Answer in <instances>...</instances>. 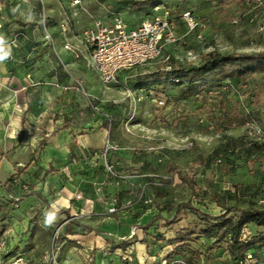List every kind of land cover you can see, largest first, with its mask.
<instances>
[{
  "label": "rangeland",
  "instance_id": "1",
  "mask_svg": "<svg viewBox=\"0 0 264 264\" xmlns=\"http://www.w3.org/2000/svg\"><path fill=\"white\" fill-rule=\"evenodd\" d=\"M0 1V29L6 28L10 32L6 43L7 69L0 77V90L8 89L9 93H13L16 89L12 78L18 73L12 66L16 58L13 49L19 45L18 32L25 29L22 39L26 45L41 43V38L36 40L35 36L43 37L45 41L41 18L44 15L43 3L46 10L47 1H50L56 12L57 21L46 12L49 21L53 19V22H48L47 18L48 27L51 23L58 25L59 10L57 0H19L15 5L9 4V0ZM135 1L141 0H82L83 7L70 6L67 2L64 4L73 28L80 33L90 26L94 18L110 23L112 13H120L130 25H137L154 15L153 6L135 7ZM151 1L157 4L161 2L177 18L184 11L192 10L202 24L190 33L186 24L179 21L176 40L164 46V56L158 61L169 54L184 62H198L204 53L213 49L222 52L264 51V0H231L226 3L219 0ZM13 22H17V25H13ZM199 33L203 38H197ZM67 37L74 41L72 35ZM15 38L17 45L12 43ZM40 51L41 47L34 50V57H41ZM146 66L151 64L136 66V69L126 70V74L124 71L119 73V82L107 85L96 81L97 87L94 89L84 84L79 87L74 77L82 79L73 74L75 100L77 109H80L77 115L85 123V128L94 130L106 122L112 127L113 131L108 137L119 146L112 153H122L121 158L115 154L118 159L114 160L122 162L115 165L119 176H112L101 168L104 166L103 156L92 163L74 162L76 165L69 167L74 161L73 157L78 161L79 157L94 155L95 151L91 150H79L78 156L72 151L66 155L59 154L51 161L48 160L47 150L38 148L39 138L30 148L21 147L16 142L0 148V264H62L61 243L65 236L60 227L46 223L49 208L45 206V203L48 204L45 198L49 196L53 201V198L61 196L65 177L72 182L76 180L75 176H80V183L86 187L85 192L99 191L97 197L101 200L98 202L103 209L110 196L120 198L118 205L126 211L146 208L148 203L139 201L147 180L146 176L141 175L144 173H156L159 174L157 178L168 179L175 200L191 199L197 207L211 215L224 212L221 206L202 192L211 184L214 190H234L233 184H238L240 202L255 200L264 205V152L247 155L243 151L227 149L217 165L210 169L202 168L196 162L197 152L207 154L217 147L224 149L231 138H239L247 143L256 139L264 141V70L241 82L226 79L220 85L206 86L199 95L179 99L180 84L164 77L157 81L151 79L147 72L141 71ZM149 88L166 91L172 97L163 106H158L148 96ZM8 96L6 94V99ZM234 104H238L239 111L246 116L244 124L239 125L226 115ZM11 135L6 137L15 141L23 138L22 134ZM226 163L231 166L224 168ZM173 165L183 175L197 179L199 187L196 191L199 195L192 194L187 184L179 178V172L171 170ZM108 182L125 184L124 192L119 190L122 194L116 195L119 188L116 186V190L113 187L108 190ZM30 190L39 192L41 197L26 195ZM133 206L136 207L133 209ZM148 208L155 207L148 205ZM171 217L172 214L164 211L163 216L155 220L149 229L139 231L142 236L141 248L131 247L132 250L128 248L127 252L124 249L117 255L118 259L113 254L115 245L137 233V227L127 233L116 234L106 227L105 222L98 233L107 241V247L100 248L99 254L96 253L99 247L89 250L88 256L83 255L85 263L155 264L159 261V264H174L176 253L173 249L176 245L169 243V239L181 230L190 229L198 233L201 220L191 211H182L175 223L166 224ZM261 230L264 227L247 225L242 238ZM209 245H213L210 250L207 249ZM190 246L198 253L195 264H228L231 261L227 241L215 244L214 238L201 237L193 239ZM263 249L260 247L259 251Z\"/></svg>",
  "mask_w": 264,
  "mask_h": 264
},
{
  "label": "crops",
  "instance_id": "2",
  "mask_svg": "<svg viewBox=\"0 0 264 264\" xmlns=\"http://www.w3.org/2000/svg\"><path fill=\"white\" fill-rule=\"evenodd\" d=\"M5 1L7 2L8 0ZM18 1L9 0V4L19 3ZM6 4L5 6H7ZM47 4L46 12H48L50 18H55V21H57L53 5L50 1H47ZM43 7L45 9L44 3ZM48 22H53V19L49 21L48 18ZM12 24L16 26L17 22ZM35 26L38 27L37 25ZM22 30L18 32L20 34L19 45L16 49H13L15 50L16 58L12 66L18 72L12 78L16 89L14 90L15 95L14 92L9 93L8 89L0 90V148L11 142L21 144V147L30 148V146L35 144L37 138L41 141L47 136L50 138L43 147L47 150L48 160L51 161L55 160L54 158H57L59 154L66 155L71 151L77 156L79 150H91L95 151V154L102 151L106 138L111 131L105 125L94 130L85 128V123L81 122V117L77 115L80 109H77L76 93L73 86V74H75L82 79L84 85L91 89L96 88V81L102 82L98 73L87 69L82 59H76L73 54L64 48L65 42L67 39L70 40V38L65 37L55 23L49 24L48 27L54 37V44L48 42L45 37L44 41L43 37L35 36L36 40L41 38V43L26 45L24 39H22L25 29ZM9 33L6 28L0 29V57H3L0 59V77L7 69L6 43ZM40 47L42 51H40L41 57H34V50H39ZM26 66L28 67L25 68ZM39 66H42V68H38ZM125 71L120 73L126 74ZM47 73L48 76H46ZM44 75L45 77L42 78ZM124 79L126 80L127 78L124 77ZM0 80L2 79L0 78ZM6 94L7 96L10 94L7 99ZM97 124H100V122ZM11 134H22L23 138L15 141L6 137L12 136ZM95 154H90V157L86 158L79 157L78 161L73 157L72 160L74 161L69 164V167L76 165L74 162H80V164L82 162L92 163L94 159L97 160L99 158ZM115 154H118L121 158L122 153H111V160L114 163L116 162L115 165H118V163L122 162L114 161L115 158L118 159ZM103 169L105 170V168ZM79 177L75 176L76 180L72 182L65 177V185L61 190L62 194L53 198V201L49 199V196H47L48 199L44 197L45 201L48 202V204L45 203V206L49 208V215L53 216L50 226L60 227L65 236L61 243L63 247L62 264H86L83 255L88 256L89 250L93 248L99 247L96 253H101L100 248L103 246L107 247V241L102 238L98 231L103 228L102 226L105 222H107L106 227L116 234L127 233L131 228L137 227L134 239L133 236L130 238L128 236L124 241L115 245L113 251L115 259H118L117 255L119 252H123L124 249L127 252L132 250L130 249L131 247L141 248L142 236L139 231H144L142 226L152 219L157 209L142 207L140 211L137 208V210L131 212L120 208L116 215L113 216V213H108L107 206L104 209L100 208L98 201L101 198L97 197V193L85 192L86 189L84 190V188L86 187L80 183ZM108 186V190L112 187L113 190H116V186L119 188L116 195L120 194L119 190L124 192L125 188V184L121 185L114 182H108ZM77 193H82L83 198L77 199L75 197ZM111 197L113 196L109 198ZM135 207L133 206L132 208L134 209ZM153 209L156 211H153ZM125 241H128L129 245L126 247L120 246ZM126 249L128 250L126 251ZM93 257H96V255L93 254Z\"/></svg>",
  "mask_w": 264,
  "mask_h": 264
},
{
  "label": "trees",
  "instance_id": "3",
  "mask_svg": "<svg viewBox=\"0 0 264 264\" xmlns=\"http://www.w3.org/2000/svg\"><path fill=\"white\" fill-rule=\"evenodd\" d=\"M219 1L221 3H226L231 0ZM160 5H162L161 2L157 4V2L154 3L151 0H141L135 1L133 6H153L154 9V7ZM158 60L159 59H156L147 63L151 64V66L143 67L144 69L141 71L147 72V74H149L148 76L155 81L164 77L173 83H179L181 92L179 99H186L199 95L206 86H214L216 83L220 85L226 79L233 78L241 82L256 72L264 70V51L243 52L233 50L222 52L218 49H213L204 53L198 62H184L173 56L162 61ZM154 90L163 92L169 95L170 98L172 97L171 94H168L166 91ZM226 115L239 125L246 122V116L239 111L238 104L232 105ZM105 125L112 131V127L109 123L106 122ZM49 138L50 137L45 136L39 142L38 148L41 149L47 144ZM227 149H230L232 152H236L237 150L243 151L247 155L258 154L264 152V141L262 139H256L247 143L239 138H231L228 143L225 144L224 149L217 147L207 154L197 152L196 162L200 167L210 169L215 164L217 165V162L222 159ZM229 166L231 165L226 163L224 168ZM101 168L103 169L105 167L103 166ZM171 170L177 171L178 168L176 165H173ZM177 172H179L178 176L181 181L187 184L192 194L199 195L196 191L199 187L197 179H191L180 173V171ZM228 172H230L229 169ZM141 175L146 176L147 179L144 182V195H149L152 198L148 205L154 206L157 209V213L152 219L146 225L142 226L143 230L149 229L155 220L163 216L164 211L172 214V217L166 220V224L169 225L176 222V218L182 211H191L193 214L198 215L201 220L198 233H194L190 229H188V231L181 230L178 231L172 239H169V243L176 245L173 249L176 253V258L173 259V261H175L174 264H195L198 261V259L195 258L198 253L194 252V249L190 246V242L193 239L198 240L201 237L214 238L215 244L227 241V253L230 254L229 257L231 259L228 264H264V249L263 251H259L260 247L264 248V230L258 231L246 238H242L243 229L247 225L255 224L259 227H264V205H261L255 200H249L246 203L240 202L238 198V184H233L234 190H214L212 189V184L202 190L209 200L215 202L224 209V212L220 215H211L197 207L191 199L175 200L172 196V187L168 179H163L161 177L157 178L159 174L156 173H144ZM32 190L28 191L26 195L36 194L41 197L40 193ZM119 200L120 198L117 197V205L119 204ZM148 205L146 206L148 207ZM120 208V205H118V210ZM116 213L117 212L113 213V216H115ZM135 237L136 235L134 233L133 239ZM127 245H129V242L125 241L120 246L126 247ZM212 247L213 245H209L207 249L210 250ZM248 252H251L253 255L252 263L244 262V258ZM181 260L183 263L180 262ZM155 264H159V261Z\"/></svg>",
  "mask_w": 264,
  "mask_h": 264
},
{
  "label": "built area",
  "instance_id": "4",
  "mask_svg": "<svg viewBox=\"0 0 264 264\" xmlns=\"http://www.w3.org/2000/svg\"><path fill=\"white\" fill-rule=\"evenodd\" d=\"M65 2L70 3V6L83 7L82 0H57L59 10L58 27L65 37L72 35L74 38V41L67 39L64 48L73 54L76 59H82L84 66L97 72L102 82L107 85L119 82L118 74L121 71L131 70L136 66L163 57L164 46L176 40V25L179 21L186 24L190 33L202 25L192 10L184 11L180 18H177L166 6L160 5L154 7L152 17L141 20L137 25L128 24L120 13H112L110 23L103 21L101 18H94L90 26L84 28L80 33H76L71 24L72 21L67 6L64 4ZM43 14L41 18L44 37L48 42L54 44V37L48 30V17L45 9H43ZM197 38H203L202 33H199ZM12 43L17 45V38L13 39ZM169 57L168 54L165 59ZM75 81L79 87L83 86L80 79L75 78ZM147 92L151 100L158 106H163L170 100V96L163 92H157L151 88ZM118 149L119 146L111 141L110 137H107L102 151L95 154L99 157L103 156L105 170L112 176L120 175L115 163L110 160L111 153ZM144 189L143 186L139 201L149 203L152 198L149 195H144ZM97 190H100V188ZM97 194L99 195V191ZM75 197L82 199L83 195L77 193ZM106 203L108 213L118 212L117 197L109 198ZM19 260H22V258H19ZM180 262L183 263L182 260ZM244 262H253L251 252L247 253Z\"/></svg>",
  "mask_w": 264,
  "mask_h": 264
},
{
  "label": "clouds",
  "instance_id": "5",
  "mask_svg": "<svg viewBox=\"0 0 264 264\" xmlns=\"http://www.w3.org/2000/svg\"><path fill=\"white\" fill-rule=\"evenodd\" d=\"M3 57H0V59H2ZM52 220H53V216L52 215H49L48 217H47V220H46V223H51L52 222Z\"/></svg>",
  "mask_w": 264,
  "mask_h": 264
}]
</instances>
